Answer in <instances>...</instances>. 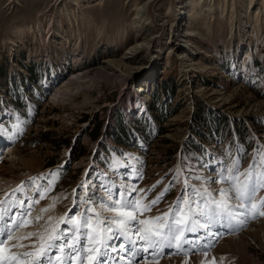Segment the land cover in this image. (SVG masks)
Returning a JSON list of instances; mask_svg holds the SVG:
<instances>
[{
    "label": "rangeland",
    "instance_id": "374dc122",
    "mask_svg": "<svg viewBox=\"0 0 264 264\" xmlns=\"http://www.w3.org/2000/svg\"><path fill=\"white\" fill-rule=\"evenodd\" d=\"M75 1L0 0V131L13 136L0 156V200L7 201L21 185L28 189L11 197L23 199L29 214L22 226L13 225L4 245L7 253L9 241L23 231L22 246L13 242L19 260L20 253L38 251L35 234H44L49 225L67 228L62 218L85 211L89 205L75 206L77 201L93 190L103 194L101 184L134 185L144 203L159 196L151 211L139 215L143 220L173 210L185 177L216 180L233 161L247 170L258 155L264 157V13L260 28L253 24L262 0H234L236 12L226 20L218 19L219 0H204L183 27L177 22L184 0ZM146 3V24L136 27L137 8ZM177 27L188 31L192 46L177 41ZM146 39L152 40L149 45L142 43ZM182 44L190 54L181 53ZM135 46L137 58L128 67L140 68L129 80L93 78L97 67ZM156 63V78L143 81ZM69 81L73 85L67 86ZM140 83L146 89L140 97L152 102L144 114L142 102L130 93ZM205 119L219 128L200 141ZM120 123L133 124L129 144L114 141ZM35 185L46 190L42 200ZM227 186L209 185L217 191ZM262 198L264 189L257 193V201ZM16 211L0 225L10 224L8 216ZM218 232L207 252L201 240L194 251L165 248L159 258L141 264H264V217Z\"/></svg>",
    "mask_w": 264,
    "mask_h": 264
},
{
    "label": "snow or ice",
    "instance_id": "6c2138e0",
    "mask_svg": "<svg viewBox=\"0 0 264 264\" xmlns=\"http://www.w3.org/2000/svg\"><path fill=\"white\" fill-rule=\"evenodd\" d=\"M175 175L179 177L180 173ZM191 179L199 181V186L190 184ZM212 183L228 186L217 191L209 187ZM80 187L87 192L88 186ZM99 187L103 194L93 190L77 201L75 206L89 205L85 211L62 218L68 225L63 231L49 225L44 234H35L41 246L36 252L21 253L22 260L5 255L4 245L12 237L13 225L22 226L29 214L23 199L18 196L13 201L11 197L17 193L23 196L28 189L21 185L9 194L7 201L0 200V222L11 209H17L8 216L10 224L0 225V264H110V258L111 264H120L121 260L124 264H141L149 257L159 258L164 248L173 249L174 253L194 251L201 240L205 241L202 248L207 252L220 235L218 231L214 233L213 228L234 230L236 225H246L248 219L264 217V198L257 201V193L264 189V157L259 155L247 170H241L236 161L224 166L216 180L185 177L184 193L173 210L143 220L139 215L151 211L159 202V196L144 203L134 185L101 184ZM35 191L44 198L46 190L35 185ZM17 216L21 218L20 223ZM197 233L203 235L197 236ZM29 257L34 259L29 261Z\"/></svg>",
    "mask_w": 264,
    "mask_h": 264
},
{
    "label": "bare ground",
    "instance_id": "6f19581e",
    "mask_svg": "<svg viewBox=\"0 0 264 264\" xmlns=\"http://www.w3.org/2000/svg\"><path fill=\"white\" fill-rule=\"evenodd\" d=\"M58 1V0H57ZM61 2L63 1V0H60ZM68 1V0H67ZM77 1V0H76ZM75 1V2H76ZM80 1V0H79ZM132 1V0H131ZM150 2H152L153 0H149ZM148 1V2H149ZM204 0H184V2L183 3H181L183 6H181V10H183L182 12H180V19L178 20V18L176 19V21L178 20V22H177V25L179 26L181 23H182V21H189V22H192L195 18H196V16L198 15V13H197V10H198V7H202V2H203ZM209 2H211V1H213V0H208ZM220 1H222V2H220ZM255 0H249V4H251V3H253ZM259 1H261V0H259ZM149 2V3H150ZM79 3V2H78ZM149 3H146V4H144L143 6H141V7H139V8H137V13H136V16L133 18V21H134V25H136V27H137V25L139 24H141V23H145L146 22V18L144 19V15H142V12L144 11V8H145V6L147 5V4H149ZM219 5L221 6L220 8H219V11H218V19L220 20V19H227L228 17H233L234 16V13L236 12L235 11V1L234 0H219ZM77 4V3H76ZM248 4V5H249ZM200 5V6H199ZM138 6V5H137ZM258 6V5H257ZM256 6V7H257ZM200 7V8H201ZM207 7V6H206ZM210 7V6H209ZM255 7V6H254ZM216 8V7H215ZM248 8V7H247ZM204 9H205V7H204ZM249 12V11H248ZM251 12V11H250ZM167 14H170V12H169V10L166 12ZM211 12H209V14H210ZM264 13V0H262V6H260L259 8H257L256 9V11L254 12V18L255 17H257L256 18V20L254 19V22H253V24L255 25L254 26V29H259L260 28V23H261V19L259 18V15L260 14H263ZM200 14V13H199ZM202 14V13H201ZM215 14H216V12H215ZM250 14V13H249ZM205 15V14H204ZM236 16V15H235ZM262 16V15H261ZM208 17V16H207ZM217 17V16H216ZM250 17V16H249ZM251 17H252V15H251ZM164 18H169L168 16H165ZM250 19V18H249ZM87 20V19H86ZM171 23V22H170ZM176 23V22H175ZM174 23V24H175ZM250 23V22H249ZM146 24V23H145ZM183 25H184V23H182L181 25H180V27H183ZM204 26V25H203ZM43 27V26H42ZM142 27V26H141ZM246 27H247V25H246ZM139 28V27H138ZM144 28V27H143ZM149 28V27H148ZM187 28H189L188 26H187ZM178 29H180L179 27H177V30L175 29V31H176V36H177V41L178 40H180L181 38H183L181 41H179L180 43H183V40H184V43H187V46H192L191 45V41L189 40V34H188V31H181L180 30V32H179V30ZM141 30V29H140ZM186 30V29H185ZM252 30V29H251ZM258 32V31H257ZM260 32V31H259ZM143 33V32H142ZM137 34V33H136ZM78 35V34H77ZM139 37V36H138ZM258 37V36H257ZM198 38V37H197ZM194 39V38H193ZM175 40V39H174ZM150 41H152L151 39H146L145 41H143L142 43H145V42H148V45L150 44ZM176 43V45L178 44L177 42H174L173 44H175ZM137 46L138 45H142V44H136ZM137 46H135V47H133L131 50H130V52L128 53H126L121 59H118V60H109V61H106V62H104L103 64H101L99 67H97L96 69H95V71H94V79L95 78H112V79H114V78H116V79H120V80H124V81H127V80H129V75L128 74H133V73H135V70H137V69H139L140 67H135V66H133L132 68H129L128 67V65H131L132 63H133V60L134 59H136L137 58V53H138V49H137ZM187 46H185V45H181V53L182 54H190L188 51H186L188 48H187ZM191 52V51H190ZM136 57V58H135ZM158 64L156 63V64H153L152 65V67L151 68H148L147 70H146V74H147V76L146 77H144L143 78V81H147V80H151V82L156 78V76H157V71L159 70V68H158ZM158 68V69H157ZM125 69H127V71H125ZM126 72V73H125ZM187 72V71H186ZM92 77H91V80L93 79ZM153 79V80H152ZM140 81H142V80H140ZM142 83V82H141ZM141 83H140V85L138 86V89L137 90H135V91H132V92H130L132 95H133V97L137 100V101H141L142 102V106L145 108V109H147V107H150V105H151V99L150 98H142V97H140L141 96V94H139V92H141L142 94H143V91L145 92V88H143L142 87V85H141ZM73 85V82L72 81H69V84L67 85V86H70V85ZM146 84V86L147 87H149V85L151 84L150 82H146L145 83ZM139 90V91H138ZM148 91V90H147ZM60 92V91H59ZM138 92V93H137ZM132 99V98H131ZM143 107H141V109L143 110ZM9 139L7 138V136H5V135H3V132H1L0 131V147L3 145V141H8ZM9 142V141H8ZM1 149V148H0ZM1 184H4V182L2 183L1 182ZM10 187H12V186H10ZM25 194H26V192H25ZM27 197V196H26ZM29 210V209H28ZM3 223V222H2ZM215 229H212V231H214ZM216 231H218V229L216 230ZM21 232V231H20ZM23 232V231H22ZM21 232V233H22ZM25 232V231H24ZM247 232H249V231H247ZM19 234V237H21V236H23V234ZM215 233V232H214ZM246 234V232L244 233V235ZM19 237H16V238H13L12 239V242L11 241H9V248H10V250L9 251H7V253L5 254V255H8V256H14V257H16V259H18L19 260V258H17V256H16V253H19V249H15L14 248V243L13 242H17V243H19L21 246H22V239L21 238H19ZM23 238V237H22ZM237 238H241L240 239V245H242V246H245L246 245V242H245V239H243V236H241V237H237ZM26 240V239H25ZM23 242H24V240H23ZM26 244H27V242H26ZM15 247H17V246H15ZM24 247H26V246H24ZM19 248V247H18ZM23 248V247H22ZM7 249V248H6ZM5 249V250H6ZM21 249V248H20ZM8 250V249H7ZM164 250H165V248L162 250V252H164ZM22 252H23V250H22ZM28 252V251H27ZM167 252V251H166ZM21 254V253H20ZM167 253H165V255H166ZM61 256L63 257V253L61 254ZM18 257H20V256H18ZM173 260V259H172ZM180 260V259H179ZM120 264H124V262L123 261H121L120 262Z\"/></svg>",
    "mask_w": 264,
    "mask_h": 264
},
{
    "label": "trees",
    "instance_id": "16d2710c",
    "mask_svg": "<svg viewBox=\"0 0 264 264\" xmlns=\"http://www.w3.org/2000/svg\"><path fill=\"white\" fill-rule=\"evenodd\" d=\"M1 71V70H0ZM173 92V90H172ZM16 106H18V104H16ZM219 116V114H217ZM204 118V117H203ZM223 119V118H222ZM147 121V119L143 118V120L141 122ZM204 121V120H203ZM221 122V121H220ZM223 122V127L227 128V120H222ZM211 123V124H210ZM133 124H128V126L124 125L123 123H120L119 126L117 127L116 135L114 134V141H116L119 145H124V144H129L131 139L130 137V129H132ZM137 127V125H136ZM130 128V129H129ZM219 128V126L217 127L216 125H213L212 120H208L203 122L201 128L198 130L200 132H198L197 134V138L200 141H204L206 139V137H212V135H215V133H217V129ZM212 134V135H211ZM196 138V137H195ZM53 165V163H48V167H51Z\"/></svg>",
    "mask_w": 264,
    "mask_h": 264
}]
</instances>
